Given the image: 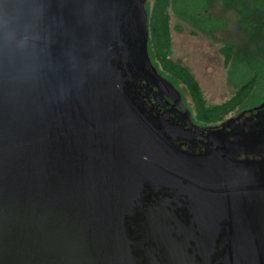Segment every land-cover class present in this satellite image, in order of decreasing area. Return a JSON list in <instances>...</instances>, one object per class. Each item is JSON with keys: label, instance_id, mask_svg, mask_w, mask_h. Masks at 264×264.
<instances>
[{"label": "water", "instance_id": "water-1", "mask_svg": "<svg viewBox=\"0 0 264 264\" xmlns=\"http://www.w3.org/2000/svg\"><path fill=\"white\" fill-rule=\"evenodd\" d=\"M145 2L0 0V264H264V129L136 102L137 77L181 101Z\"/></svg>", "mask_w": 264, "mask_h": 264}, {"label": "rangeland", "instance_id": "rangeland-1", "mask_svg": "<svg viewBox=\"0 0 264 264\" xmlns=\"http://www.w3.org/2000/svg\"><path fill=\"white\" fill-rule=\"evenodd\" d=\"M205 1L207 13L213 18L207 26L180 18L171 7L167 8L170 58L190 71L201 88L207 106L222 104L234 97L237 86L230 82V77L234 82L240 80L238 68L249 76L253 75L252 88L244 108L253 106L264 98V34L259 27L254 28L259 29L257 34L245 27L246 21L253 25L263 22L253 10L254 0ZM152 4L151 0L150 6ZM241 10L247 15L241 14ZM230 44L234 51L226 61L223 49ZM178 88L193 108L183 85L179 83Z\"/></svg>", "mask_w": 264, "mask_h": 264}, {"label": "trees", "instance_id": "trees-1", "mask_svg": "<svg viewBox=\"0 0 264 264\" xmlns=\"http://www.w3.org/2000/svg\"><path fill=\"white\" fill-rule=\"evenodd\" d=\"M190 2L188 0H153L152 6L146 8L149 17L148 52L153 65L161 76L176 87L179 83L183 85L191 99L195 121L200 125L213 126L247 105L245 101L252 88L253 75L249 76L246 71H241L238 68L237 72L240 80L234 82L230 77V82L237 86L234 97L222 104L206 105L201 88L190 71L186 67L173 62L170 58L171 36L166 15L168 7H171L180 18L200 23L202 26L210 25L213 22V18L207 13V2L205 0H190ZM254 5L255 12L259 17L262 16L263 22L253 25V23L246 21L245 27L249 32H255L254 34L260 33L259 29L264 34V0H254ZM240 13L244 16L247 15L244 10H241ZM256 27H259V29L255 30ZM233 51L232 45H227L223 49L226 61L231 58Z\"/></svg>", "mask_w": 264, "mask_h": 264}, {"label": "flooded vegetation", "instance_id": "flooded-vegetation-1", "mask_svg": "<svg viewBox=\"0 0 264 264\" xmlns=\"http://www.w3.org/2000/svg\"><path fill=\"white\" fill-rule=\"evenodd\" d=\"M231 3H233V1H231ZM150 5L151 0H146L145 8ZM253 10H255V7L253 8ZM260 19H262V16H260ZM131 85V92L138 91L141 94V99L137 100L136 102L140 104L152 116H163L169 122H175L176 124L183 126L184 129H190L189 131L191 132L194 130L193 128H191V126H198L200 128V132H202V130L206 128H218L225 120L235 117L240 113H244L245 120H250L249 127L251 130L260 131L264 129V107L261 110L255 109L256 107L264 103V98L259 103L241 109L234 115L226 118L216 125L206 126L200 125L195 121V119L193 118V109L190 107L183 91L180 88L173 85L174 88L179 92L181 101H179L175 97H172L170 94L168 95L162 90H159L153 83H146L143 77H137L133 79ZM239 130L240 125L237 124L231 130H228V132L234 133ZM174 143L177 146H180L182 149L194 153H199L205 150L204 144L207 143V140L202 137L192 135L188 139L177 138ZM262 157H264V153L262 154ZM251 158L254 157L252 156ZM240 159H244V156H241Z\"/></svg>", "mask_w": 264, "mask_h": 264}]
</instances>
